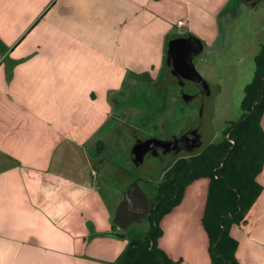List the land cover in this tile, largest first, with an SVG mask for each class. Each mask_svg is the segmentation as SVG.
Returning a JSON list of instances; mask_svg holds the SVG:
<instances>
[{
	"label": "crops",
	"instance_id": "1",
	"mask_svg": "<svg viewBox=\"0 0 264 264\" xmlns=\"http://www.w3.org/2000/svg\"><path fill=\"white\" fill-rule=\"evenodd\" d=\"M242 5L253 7L242 0H0V264L117 261L127 246L114 237L123 200L110 210L101 196L111 174L97 170L109 164L99 144L115 98L131 80L169 88L172 42L192 38L202 51L228 44ZM256 182L260 195L230 228L239 264H264V162ZM208 183L188 185L159 222L157 245L173 264H210L202 226Z\"/></svg>",
	"mask_w": 264,
	"mask_h": 264
},
{
	"label": "rangeland",
	"instance_id": "2",
	"mask_svg": "<svg viewBox=\"0 0 264 264\" xmlns=\"http://www.w3.org/2000/svg\"><path fill=\"white\" fill-rule=\"evenodd\" d=\"M228 39L229 43L224 46L219 40L211 48H205L193 65L198 75L213 88L210 128L213 142H218L225 129L242 116L243 89L253 78L258 44L264 43V0L255 7L242 5ZM170 90L165 96L156 95L154 87L141 80H131L124 94L116 96L105 131L107 139L105 141V136H102L99 144V150L109 164L97 169L102 174H111L101 196L110 210L116 202L124 199L132 183L136 190L145 192V177L136 169L132 155L136 143L155 134L156 139L162 142L176 138L197 124L200 105H189L185 98ZM186 92L190 91L187 89ZM152 183L157 185V180ZM149 194L147 198H150ZM113 212H116L115 208ZM120 231L117 230L118 235L114 237L128 242V236L120 235Z\"/></svg>",
	"mask_w": 264,
	"mask_h": 264
},
{
	"label": "trees",
	"instance_id": "3",
	"mask_svg": "<svg viewBox=\"0 0 264 264\" xmlns=\"http://www.w3.org/2000/svg\"><path fill=\"white\" fill-rule=\"evenodd\" d=\"M243 92L240 120L225 129L220 141L172 164L165 181L153 190L149 229L130 235L114 264H173L158 248L162 235L159 222L181 202L185 188L200 178L209 180L202 226L208 238L210 264H239L237 242L230 236V228L244 220L262 190L256 176L264 162V132L260 127L264 115V44L254 57L253 78Z\"/></svg>",
	"mask_w": 264,
	"mask_h": 264
},
{
	"label": "water",
	"instance_id": "4",
	"mask_svg": "<svg viewBox=\"0 0 264 264\" xmlns=\"http://www.w3.org/2000/svg\"><path fill=\"white\" fill-rule=\"evenodd\" d=\"M201 53V44L197 43L192 38L178 39L172 42L168 59L170 68H172L174 73L177 74L181 82L185 85L194 84L199 90L198 96L201 98L199 124L189 133L177 140L171 142L153 141L143 144L141 146L142 151L147 148H155L168 155L174 151L176 153H188L195 149L204 147L203 138L209 134L211 128L213 112L212 102L214 96L211 91V85L198 75L194 67L189 65L186 59V56L190 55L199 57ZM253 109L254 108L252 107V110ZM171 155H174V153L170 154L169 156ZM140 204L146 212L147 200L145 197L142 194H139L138 190H135L131 193L127 192L124 195V199L117 210V218L115 220L117 225L123 229H126L128 224H130L127 220L134 215L133 209H135V206H139ZM145 215L146 213L138 215L132 220L133 226L139 231H146L148 229V223L139 222V219Z\"/></svg>",
	"mask_w": 264,
	"mask_h": 264
},
{
	"label": "flooded vegetation",
	"instance_id": "5",
	"mask_svg": "<svg viewBox=\"0 0 264 264\" xmlns=\"http://www.w3.org/2000/svg\"><path fill=\"white\" fill-rule=\"evenodd\" d=\"M244 3H246L249 6H253L255 5L257 2H259L260 0H242ZM171 48V47H170ZM203 52V51H202ZM169 59V57H168ZM187 62L189 65L193 66L195 61L198 60V57L195 56H186ZM169 66V64H168ZM170 67V66H169ZM194 67V66H193ZM170 70L172 72H170V76L173 77L172 79H167L169 81V89H171L170 91L172 93H175L181 97H183V99L185 98V100L188 102L189 105H191L192 103H198L199 105L201 104V98L198 96V88L194 85V84H183L181 82V80L178 78L177 74L174 73V71L172 70V68H170ZM172 73V74H171ZM167 85H163V88H154V91L156 90V95H167V91L169 90ZM188 89V91L190 92H186V90ZM213 90L212 86H211V91ZM191 93V94H189ZM198 121L197 124H195L194 126H192L189 130L194 129L200 122V106H199V112H198ZM189 130L183 132L180 136H177L176 138H172V139H168L165 140L163 142H171L174 140H177L181 137H183L184 135H186L187 133H189ZM212 133H211V129L208 135H206L203 138V143H204V147L199 148V149H195L193 151H190L188 153H176L171 152L168 155L164 154L162 151H160L159 149H155V148H147L144 151H142L141 146L143 144H147L150 143L152 140L154 141H158V142H162L160 139H156L157 138V134L152 135L150 137H148V139L146 140H139V143H136L135 146L133 147L132 150V155H133V160L135 162L136 165V169L140 171L141 176L143 175L145 177V182H146V188H145V192H143L142 190H138L139 194H142L145 199L147 200V208H146V212L145 209L141 207V204L139 206H135V209H133V217L129 218L127 221L130 223L128 224V226L126 227V229H123L121 227H119V229L122 231H120V235L123 236H128V241H129V236L133 235V232H146L149 229V216H150V211H151V206H152V202L154 199V194L155 192L153 191L156 187H158L162 182L165 181L166 175L168 173V171L170 170L172 164L179 158L182 157H191V156H195L198 153H200L201 151H203L209 144H213L216 142L212 141ZM222 139V137H221ZM220 139V140H221ZM210 140V141H209ZM219 140V141H220ZM174 153V155L169 156L170 154ZM176 153V154H175ZM206 179V178H205ZM153 180H157V185H154L152 183ZM131 189L128 191V193H131L133 191L136 190V185L133 186V183L130 185ZM149 188L151 190H149ZM151 192V195L149 194ZM149 194L150 198H147L146 195ZM140 200V199H139ZM142 202V201H141ZM146 213V215L142 218L139 219V222H146L148 223V229L146 231H139L138 229H136L133 224H132V220L134 217H137L138 215L144 214ZM131 221V222H130ZM143 227V226H140ZM115 229V228H114ZM117 230H119L118 228H116ZM128 243V242H127Z\"/></svg>",
	"mask_w": 264,
	"mask_h": 264
},
{
	"label": "built area",
	"instance_id": "6",
	"mask_svg": "<svg viewBox=\"0 0 264 264\" xmlns=\"http://www.w3.org/2000/svg\"><path fill=\"white\" fill-rule=\"evenodd\" d=\"M176 25H177L178 28H181L182 25H183V22L182 21H178Z\"/></svg>",
	"mask_w": 264,
	"mask_h": 264
}]
</instances>
